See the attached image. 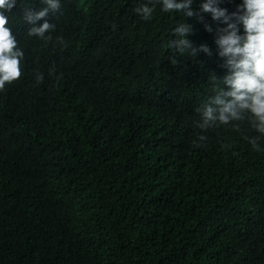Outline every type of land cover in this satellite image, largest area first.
Listing matches in <instances>:
<instances>
[{
  "label": "trees",
  "instance_id": "1",
  "mask_svg": "<svg viewBox=\"0 0 264 264\" xmlns=\"http://www.w3.org/2000/svg\"><path fill=\"white\" fill-rule=\"evenodd\" d=\"M134 6L62 0L52 42L13 17L25 57L0 90V264H264V152L232 128L195 142L211 93L171 60L182 17Z\"/></svg>",
  "mask_w": 264,
  "mask_h": 264
},
{
  "label": "clouds",
  "instance_id": "2",
  "mask_svg": "<svg viewBox=\"0 0 264 264\" xmlns=\"http://www.w3.org/2000/svg\"><path fill=\"white\" fill-rule=\"evenodd\" d=\"M61 3L40 0V7H32L27 0H0V90L22 74L25 50L19 46L13 17L28 26V37L52 42L56 24L48 16L62 14ZM157 7L182 17L167 41L171 60L202 68L211 93L195 109L200 130L195 142H205L209 130L232 128L254 150L264 152V0H135L133 12L150 20ZM198 24L211 34L214 48L194 41ZM55 42L66 46L63 36L57 35ZM201 52L208 59H199ZM48 71L54 73L55 68ZM44 78L37 70L36 83Z\"/></svg>",
  "mask_w": 264,
  "mask_h": 264
}]
</instances>
